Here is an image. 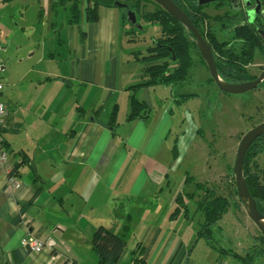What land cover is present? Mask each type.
<instances>
[{
  "label": "crops",
  "instance_id": "1",
  "mask_svg": "<svg viewBox=\"0 0 264 264\" xmlns=\"http://www.w3.org/2000/svg\"><path fill=\"white\" fill-rule=\"evenodd\" d=\"M39 1L42 10L38 11L40 19L36 28L21 23L12 26V21L24 19V11L18 16L0 15V40L2 31L8 32L3 40H6L4 48L0 49V77L7 76L9 68L17 74L10 79L12 85L4 84L0 78V101L7 110L0 138L11 168L17 165L16 172L11 169L12 173L6 174L0 170V264H98L90 246L94 232L100 225H115L120 231L126 223L125 217L130 216L131 222L135 213L139 214L138 233L128 222L127 245L117 264H133L132 251L140 247L144 264H241L229 253V260L210 255L209 262L194 254L202 240L197 236L198 230L184 239L176 227L179 217L173 220L169 217L170 206L183 188L170 206L166 203L164 213L155 210L165 178L169 179L168 172L179 169V159L188 155L186 151L198 137L202 138L198 141L201 143L205 139L201 135L192 136L193 132L187 138L191 126L186 114L184 133L174 134L168 108L174 100L179 104V97L164 109V98L154 97L148 87L138 89L135 95L151 107L148 117L127 121L130 87L136 85L137 81L132 83L133 80L141 78V66L123 58L120 9L100 7L94 23H88L82 12L78 26L70 25L68 20L67 23L54 21L51 15L58 8L51 7L52 0ZM36 31L43 36L37 40L39 53L31 38ZM21 33L28 39L26 51L34 48V52L26 58L17 56L7 67L3 65L5 54ZM134 52L127 54L134 58ZM209 80L206 78L205 83ZM70 93L73 97L68 99ZM103 93L106 100L99 103ZM79 96L91 99V105L84 107ZM114 107L118 125L112 131L104 127L107 121L103 116H110ZM95 110H99L96 122L92 119ZM175 140L178 160L171 153ZM24 152L25 162H22ZM137 154L142 155L143 166L124 190L129 165ZM13 176L17 183L11 186L8 178ZM204 184L225 196L208 181ZM95 201L108 208V214L104 211L99 217ZM116 203L120 204L117 215L111 209ZM57 226L64 232L56 233L53 228ZM28 234L46 241L47 246L39 253H31L22 246ZM131 239L135 244L130 249ZM217 250L220 256L227 254L221 248Z\"/></svg>",
  "mask_w": 264,
  "mask_h": 264
},
{
  "label": "rangeland",
  "instance_id": "2",
  "mask_svg": "<svg viewBox=\"0 0 264 264\" xmlns=\"http://www.w3.org/2000/svg\"><path fill=\"white\" fill-rule=\"evenodd\" d=\"M253 1L257 5H260V1L264 2V0ZM40 2L41 1L39 0H16V2H10L11 4H0V15H7L8 17L11 15L18 16L21 12L24 11V16H22L24 19H16L12 21V26H14L15 23H21L22 25L24 24L28 27L35 25L36 28L37 20L40 19L38 11L42 10V5ZM86 6L87 3L83 0L82 8L84 7L85 9ZM57 8V13L52 14L51 18L59 23L64 21H66L67 23V20H69L67 5L60 7L57 6ZM249 9L250 8H247V10ZM152 10H154V6L148 3L145 11L151 12ZM206 11L208 12V14H210V16L225 13L223 9L216 10L213 7L208 8V10ZM254 18L255 16L250 22L254 21ZM243 20L245 21L244 17ZM138 24L146 29V31L144 32H142L141 30H139V32H136L137 36L140 37V40L138 42H129L124 36L120 39L123 51L125 52L123 58L130 63L133 62L134 58H131V55H128L127 53H129L130 51H145L147 46L151 44V37L155 35L154 32L157 29L156 26H150L144 21H138ZM206 26L208 27V24H206ZM206 26L204 27V31H207ZM209 26H211L213 30L219 28V25L217 23H214V21H211L209 23ZM38 32L39 31L34 32L31 36L33 45L35 46L34 48H36L37 53L40 52V45H38L37 40L43 39L42 34H39ZM63 32H67V30H64ZM7 33L8 32L6 30H4V32L2 31L3 38L0 40V49L4 48L2 47V45L6 43V40H3L6 39L5 37ZM261 33L263 34L262 30ZM221 35L223 34L221 33ZM26 37L27 36L25 34H17V38L13 41L15 45H13V47L11 48H8L9 52L5 54L6 58L3 61V65L9 67L13 64L11 63V60L15 59L17 56L18 59L22 57H30L29 55L34 52V48L29 52L26 51L28 42V39H26ZM64 38L66 39V36H64ZM57 39L58 37L55 38L56 41ZM126 56L129 57L126 58ZM192 58L193 61L191 67L189 68L187 78L183 83L175 87L162 85L148 87V90H152L154 97L158 96L160 98H164V102L166 103L164 109H167L170 101L174 100V98L188 94H196L198 96L196 99H191L183 105L177 104L174 100V104L172 105V107L169 106L168 108V113L170 114V117L172 118L174 124V129L172 130L174 134L184 133V117L186 114L187 121L191 126V128L187 132V138H189L190 134L193 132L192 136L202 134L201 136H203V138L205 139L201 143V141L198 142L201 137H198V141H195L191 149L189 150L188 148V150L186 151L188 155H183L182 158L179 159V169L177 168L178 170H171L170 172H168L170 174L168 179V181L170 182V186H162L163 190L160 194V200H162H159L157 202L155 210L157 212L160 211V214L164 213L166 209V203H168L170 206L173 197L178 193L180 189L185 188V186L183 187V185L185 183L186 174L193 177V179L197 183L204 184L206 183V181H208L211 184V187H218V190H221L219 191V193L227 196L232 203L230 205V208L228 209V212L223 216V218L211 228L212 242L214 247H212L211 244L207 245L203 240H200L198 245L195 247L196 249L194 251V254L198 255L202 261L209 262L210 255H212L214 258L221 257L223 260H229L230 256L228 255V253L240 255L241 253L247 252L249 250L251 253H256L257 250L253 248V246L255 244H260V246L262 245L261 242H259V240L255 238L260 234V232L254 225V223L248 218L246 213L242 210L240 201L234 195L233 183H231L232 179L227 173L228 171L229 174H231L232 172L231 169L233 168L237 146L241 137L253 127L264 122V86L260 85L256 89L244 95H225L221 93L210 80L209 83H205L206 78L210 79V75L199 54L195 51L192 52ZM196 58H199L200 60ZM24 61L25 60H23V62ZM248 69L250 71V74L256 77L264 69V58L258 51H256L253 64H251ZM9 70L10 68L7 69V76H1L0 78L4 84L7 82L8 85H12V81L10 79L17 74L15 71ZM135 75V78L137 79V73H135ZM134 82H136L137 84L140 82V79L133 80L132 83ZM72 93L68 95V99L73 97ZM136 93L137 91H132L131 96L133 94L136 95ZM139 95L140 93L137 94V97H139ZM78 98L79 103L84 104V107H89L92 103V101H90L91 99L86 100L81 96H79ZM99 100V103H103L106 100L104 93L103 97H101ZM121 105V108H124V105ZM150 108L151 107L149 106L148 110ZM108 117L110 116H106V114L105 116H103V119H106L107 121L106 123H108L109 121ZM116 131L117 133H119L120 128L118 127ZM181 153L183 152L181 151ZM141 158H143L142 155L137 154L134 156V160L131 161V165H129L128 168L129 174L126 177L127 182L124 186V190L130 183H133L134 177L142 168L143 163ZM174 160H178V158ZM250 166L252 167V171L258 173L260 175V178L263 179L264 152L258 153L254 161L250 163ZM205 185L207 186V184ZM206 188L209 187L207 186ZM192 190V187L188 188V191L191 192ZM103 191L105 190H102V192ZM202 194L203 192H199V196H202ZM95 202L97 204V210L100 213L98 214L99 217H102L105 212L106 214H108V208L97 203V201ZM115 205L116 206L112 207L111 209H114V212L116 213V209L120 207V204L116 203ZM134 206L135 203H133L132 209H135ZM173 206L174 204L170 206L169 216L174 210L175 206ZM189 207L191 216L189 218H183L182 216H180L178 219L179 221H177L176 224V227L182 232V236L184 237V239L195 235L197 230L199 229V225L202 223V217L198 212H194L192 202L190 203ZM131 213L133 214V211H131ZM122 214L126 215L125 213ZM132 217L133 218L131 222H129V224L133 227V229L136 228V233H138V227L140 226V223L138 222L139 214L135 213L132 215ZM120 225H123V222H121ZM129 243H131L129 247L131 249L135 242L131 239L128 240V244ZM220 248L223 249L227 254L220 256L218 253L219 251L217 250ZM130 249L128 251H130ZM253 264H264V257L256 258Z\"/></svg>",
  "mask_w": 264,
  "mask_h": 264
},
{
  "label": "trees",
  "instance_id": "3",
  "mask_svg": "<svg viewBox=\"0 0 264 264\" xmlns=\"http://www.w3.org/2000/svg\"><path fill=\"white\" fill-rule=\"evenodd\" d=\"M13 1L16 0H0V4ZM82 1L52 0L51 7L55 8L67 5V11L69 12L68 23L79 26L82 12L86 15L88 23H94L98 19V9L100 7L114 8L115 2H121L127 5V9L136 14L137 23L138 21H144L150 26H156L155 35L151 37V44L147 46L146 50L133 53L134 61L141 66L140 82L130 87L133 92L156 85L175 87L186 80L188 70L193 61L192 52L198 53L192 39L193 37L176 19L163 11L159 6L150 0H84L87 6L82 11ZM171 1L187 15L210 46L218 75L222 80L230 83H240L256 78V76L250 74L248 67L253 64L256 51L264 58V34L261 33V14L255 17L252 22H249V19L244 21L241 2L236 0H216L202 5L198 4L201 0ZM148 3L154 6V10L151 12L145 11ZM211 7L216 10L223 9L225 13L211 15V17L206 11ZM120 12L122 16V37H126L129 42H138L140 37L137 36L136 32H139V30L130 26L127 22L126 9H120ZM211 21L217 23L219 28L213 30L209 26ZM206 24H208V27ZM205 26L207 31H204ZM141 31L144 32L146 29L142 27ZM210 81L213 82L211 78ZM261 85L264 86V83ZM196 96V94L180 96L178 103L183 105ZM129 106L128 122L135 119L144 120L148 117L147 105L137 99L134 94L129 99ZM98 113L99 110L93 112L92 119L94 122L98 121ZM116 115L117 108L114 107L108 123L103 124L104 127L114 131L118 125ZM71 134H73V131ZM112 135L115 136L113 132ZM2 146L5 148L3 140ZM260 152H264V134L257 138L248 149L243 166V174L248 191L254 198L258 211L264 216V178L261 179L260 175L253 172L250 166V163L254 161ZM171 153L174 159L178 158L176 140L171 147ZM22 154L21 160L25 162V152ZM11 169L16 172L17 165ZM229 176L232 179L231 183H233L234 195L237 198L232 172ZM13 177L16 178L15 176ZM168 182L166 177L164 185ZM185 186L175 198V207L169 217L172 220L180 216L189 218L191 216L189 206L192 202L194 212H198L202 217V223L199 225L197 236L199 239L212 245L211 228L228 212L232 202L227 196L218 195L212 189L206 188L205 184L195 182L190 175H185ZM190 187L193 188L191 192L188 191ZM199 192H203L202 196H199ZM125 218L126 223L120 228V231H117L115 225L111 227L100 225L95 231L90 241V246L97 255L98 264L118 263L127 245L125 237L129 231L128 222L130 216H126ZM256 239L262 244L261 246L259 244L254 247L257 250L256 253H251L249 250L243 258L238 254H232L240 260L241 264H253L256 258L260 256L264 257V239L260 234ZM132 255L134 256L133 264H144L141 258L143 255L141 247L132 251Z\"/></svg>",
  "mask_w": 264,
  "mask_h": 264
},
{
  "label": "water",
  "instance_id": "4",
  "mask_svg": "<svg viewBox=\"0 0 264 264\" xmlns=\"http://www.w3.org/2000/svg\"><path fill=\"white\" fill-rule=\"evenodd\" d=\"M150 1L159 6L163 11L168 13L174 19H176L193 37L192 39L194 41L195 47L206 65L210 78L221 93L231 96L244 95L264 83V69L258 74V76L254 80L251 81L230 83L222 80L218 75V71L210 46L200 34V32L196 29V27L192 24L187 15L171 0ZM214 1L216 0H201L198 2V4H209ZM247 2H249V0H247ZM258 6L259 5H257V7ZM114 7L118 9H126V20L129 25L133 26L138 30H142V26L137 23L136 14L133 11L127 9L126 4H123L121 2H115ZM256 11V8H254L253 10L248 12L249 22L257 13ZM263 134L264 122L253 127L241 137L236 150V157L232 168V177L235 182L238 200L243 206L246 215L254 223V225L259 230L260 235L264 239V216L258 211L256 202L248 191L243 174L245 155L252 143Z\"/></svg>",
  "mask_w": 264,
  "mask_h": 264
},
{
  "label": "built area",
  "instance_id": "5",
  "mask_svg": "<svg viewBox=\"0 0 264 264\" xmlns=\"http://www.w3.org/2000/svg\"><path fill=\"white\" fill-rule=\"evenodd\" d=\"M261 27L262 32L264 34V10L261 13ZM2 90V83L0 82V91ZM7 115L6 106L3 102L0 101V130L4 125L5 117ZM0 170L3 172L9 173L11 171V165L9 163V157L7 150L2 146V139L0 138ZM17 180L14 177L8 178V184L11 186L16 185ZM56 233H63L64 229L57 226L53 228ZM22 246L30 251L31 253H39L43 250L47 245L46 241L41 240L39 237L32 236L28 234L27 237L22 242ZM221 264V263H220Z\"/></svg>",
  "mask_w": 264,
  "mask_h": 264
},
{
  "label": "flooded vegetation",
  "instance_id": "6",
  "mask_svg": "<svg viewBox=\"0 0 264 264\" xmlns=\"http://www.w3.org/2000/svg\"><path fill=\"white\" fill-rule=\"evenodd\" d=\"M236 1L241 2V8H242L243 17H244L245 20L248 18V13L247 12H250L254 8H256V10H257L256 11L257 13L254 15L255 17H257L259 14H261L262 11L264 10V2H262V1H260V5L258 7H257L256 3L253 0H249V2H247V0H236ZM247 8H250V9L247 10ZM246 14H247V17H246Z\"/></svg>",
  "mask_w": 264,
  "mask_h": 264
}]
</instances>
